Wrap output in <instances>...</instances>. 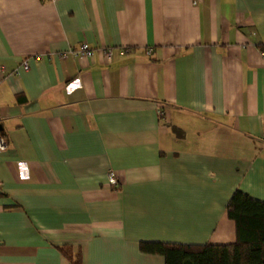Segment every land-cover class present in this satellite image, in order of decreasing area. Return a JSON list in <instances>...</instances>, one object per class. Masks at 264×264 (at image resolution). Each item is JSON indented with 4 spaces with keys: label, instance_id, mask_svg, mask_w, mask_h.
<instances>
[{
    "label": "crops",
    "instance_id": "crops-1",
    "mask_svg": "<svg viewBox=\"0 0 264 264\" xmlns=\"http://www.w3.org/2000/svg\"><path fill=\"white\" fill-rule=\"evenodd\" d=\"M82 43L115 57L62 56ZM263 45L264 0H0V264L235 243L234 192L264 201Z\"/></svg>",
    "mask_w": 264,
    "mask_h": 264
},
{
    "label": "trees",
    "instance_id": "trees-1",
    "mask_svg": "<svg viewBox=\"0 0 264 264\" xmlns=\"http://www.w3.org/2000/svg\"><path fill=\"white\" fill-rule=\"evenodd\" d=\"M227 214L237 228V240L233 244L142 242L140 249L146 254L163 256L166 264H264V201L236 190L227 204ZM62 250L71 264H82L80 254L69 248Z\"/></svg>",
    "mask_w": 264,
    "mask_h": 264
},
{
    "label": "built area",
    "instance_id": "built-area-1",
    "mask_svg": "<svg viewBox=\"0 0 264 264\" xmlns=\"http://www.w3.org/2000/svg\"><path fill=\"white\" fill-rule=\"evenodd\" d=\"M52 1H56V0H52ZM116 50L117 49L113 47H107V48L103 47V48H99L98 50H95L90 46V44L82 43L79 47L71 48L67 52L63 53L62 56L63 57L72 56L80 59H89L95 55L96 51H99L108 62H112L115 57ZM120 51L123 54L128 52L126 48H120ZM260 52L264 60V45L261 47ZM25 69L27 70L28 66H25ZM160 116H163V114L160 113ZM7 146H8L7 140L3 136H0V151H5L7 149ZM108 177H109V182L112 186L118 185V179L113 172L109 173Z\"/></svg>",
    "mask_w": 264,
    "mask_h": 264
},
{
    "label": "rangeland",
    "instance_id": "rangeland-1",
    "mask_svg": "<svg viewBox=\"0 0 264 264\" xmlns=\"http://www.w3.org/2000/svg\"><path fill=\"white\" fill-rule=\"evenodd\" d=\"M8 147V146H7Z\"/></svg>",
    "mask_w": 264,
    "mask_h": 264
}]
</instances>
